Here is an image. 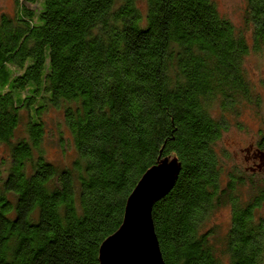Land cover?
I'll use <instances>...</instances> for the list:
<instances>
[{
    "label": "trees",
    "instance_id": "16d2710c",
    "mask_svg": "<svg viewBox=\"0 0 264 264\" xmlns=\"http://www.w3.org/2000/svg\"><path fill=\"white\" fill-rule=\"evenodd\" d=\"M244 2V28L213 0L0 9V264H99L128 195L166 158L178 171L151 210L164 263L263 264L264 75L259 92L247 58L264 65V0ZM246 106L261 121L254 160L228 165L219 142Z\"/></svg>",
    "mask_w": 264,
    "mask_h": 264
},
{
    "label": "water",
    "instance_id": "95a60500",
    "mask_svg": "<svg viewBox=\"0 0 264 264\" xmlns=\"http://www.w3.org/2000/svg\"><path fill=\"white\" fill-rule=\"evenodd\" d=\"M177 171L176 164L166 158L141 176L127 197L120 226L99 247V264H165L151 210L170 189Z\"/></svg>",
    "mask_w": 264,
    "mask_h": 264
},
{
    "label": "rangeland",
    "instance_id": "374dc122",
    "mask_svg": "<svg viewBox=\"0 0 264 264\" xmlns=\"http://www.w3.org/2000/svg\"><path fill=\"white\" fill-rule=\"evenodd\" d=\"M216 4L217 10L221 15L229 18L236 26L244 28V0H213ZM0 9L6 12H12L13 0H0ZM259 60V61H258ZM262 60L255 56H249L247 58V67L249 70V77L253 83L256 84V90L263 92L262 87L258 84L260 76L264 75V65ZM56 113L54 110L47 112L44 116L45 119L49 117L53 118ZM235 122H239L243 125V129L236 126ZM51 123V122H50ZM230 126L226 131L222 133L221 140L218 147L226 149L229 157L231 158L227 163H237L242 166L250 165L254 159L251 158L250 153L252 148H246L252 145L259 138V127L261 121L257 117L255 111L249 107H244L241 110L240 115L237 118L231 116ZM52 124V123H51ZM53 125V124H52ZM44 143L47 149V157L53 161L58 160L61 156L60 148L53 134L47 132L44 136ZM7 153L5 145L0 144V156ZM259 178L264 183V163L259 170ZM260 214L264 215V207L260 210ZM214 222H216L220 231L224 232L229 223V209L226 206L218 208L214 214ZM212 223V221H210ZM264 264V258H263Z\"/></svg>",
    "mask_w": 264,
    "mask_h": 264
}]
</instances>
